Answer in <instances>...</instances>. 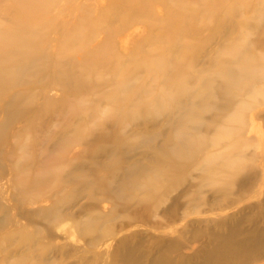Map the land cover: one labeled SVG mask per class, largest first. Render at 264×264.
<instances>
[{
	"label": "rangeland",
	"instance_id": "rangeland-1",
	"mask_svg": "<svg viewBox=\"0 0 264 264\" xmlns=\"http://www.w3.org/2000/svg\"><path fill=\"white\" fill-rule=\"evenodd\" d=\"M114 1L0 0V59L24 38L40 69L32 81H41L20 117L0 119V264H264V104L254 126L248 112L238 127L230 116L248 96L216 97L203 127L188 125L181 138L176 129L194 117L168 106L152 118V96L128 94L166 89L134 67L163 49L179 73L194 64L193 75L218 71L214 62L235 46L264 54V0H185L193 18L184 56L167 35L166 0ZM125 80V95L107 99ZM135 111L136 121L125 116ZM223 116L219 146L199 151L205 136L218 139ZM151 177L161 184L149 198Z\"/></svg>",
	"mask_w": 264,
	"mask_h": 264
},
{
	"label": "bare ground",
	"instance_id": "bare-ground-1",
	"mask_svg": "<svg viewBox=\"0 0 264 264\" xmlns=\"http://www.w3.org/2000/svg\"><path fill=\"white\" fill-rule=\"evenodd\" d=\"M140 1L141 2L139 8L143 7V5L145 4H149L150 1L154 2L155 0H140ZM203 1L204 0H199V2H203ZM21 2H23V0H21ZM113 3H115L114 0ZM166 3H167L166 10L169 18L168 21L165 20L166 22L164 21V23L166 25V29L168 30L167 35L169 36L171 35L174 38V43L176 44V46L182 45L180 43L183 42L185 35L191 29L190 22L192 21L193 18V13H192L193 9H191L189 4H187L185 0L182 1L166 0ZM185 9L186 10L191 9L190 10L191 15L181 13L180 10L184 11ZM136 10L137 9H135V11ZM113 11L114 10L112 9L111 12L107 13L106 18L110 19L112 17L111 14L113 15L115 14V12ZM138 11L141 12L142 10H137V12ZM128 15L126 18H124L125 21L127 22L131 21L130 20L131 18ZM175 22L182 24V27H180L179 29H173L171 26L174 25L173 23ZM34 30L35 29H32V27H30V29L28 30H25L27 32V36L29 33H31V35L32 34L35 35ZM37 34H39V32H37ZM164 35H162L160 39L165 38ZM23 39L22 40L20 39V41L16 40L13 42V45L11 44L9 46H6L7 55L4 58L2 57L0 59V119L1 118L17 119L18 117H20L26 105L35 103L34 102L35 99L33 98L32 91H30V89L34 86L38 87L39 84H41V81L36 80L35 83L34 81H32V78L37 74H39L40 69L38 68L37 71L34 72L33 67H35V65H37L38 62L37 60L33 59L32 56H29V52L33 47L30 46V44H28L27 41H23ZM20 44L22 46H20ZM254 44L255 43H253V45ZM14 46H16V48ZM185 47L186 46L183 43L182 51L184 50ZM249 47L250 46H238V47L235 46L236 51L233 52L232 50L231 54H229L231 58L227 59V61L223 60V58L228 56L227 54L228 52L227 53L222 52L221 55L219 56L221 57V59L214 62L216 66L215 67L213 66L214 68L218 69V71L214 70L212 73L208 72L209 74L204 71L201 73L196 72L197 73L196 75L191 74L195 70L194 64L192 63L185 64V66H183L185 67L184 70L181 69L182 72L179 70L181 72L179 73L177 71L179 60H177L176 58L172 60L171 57L173 56L171 50L163 49L161 55L159 56L160 58L158 57L159 59H151L150 61L142 62L141 64L136 62L134 64L135 65L134 67L137 71L140 70L141 68H149L148 73L150 74V76L153 74L157 79L159 80L163 79V81L166 83L167 86L166 89L164 91H161L160 92L161 94L154 97L152 90H148L145 86H142L140 87L141 91L138 90V93L137 90L136 92L132 91L131 93H128L129 97L134 99L136 97H143L144 100H146L148 97L152 96L151 97L152 107L149 108L151 110L150 117L152 118L158 116L159 114H163V113L168 114L170 108H172L173 106H176L178 110L183 109L186 112L183 120L188 121L185 118L187 115L192 118L194 117V119L188 121V123L183 122V124H181L180 127L176 129V133L181 138L187 136L185 133L187 131L188 125L189 126L191 125L190 127L193 126L194 129L203 127L199 123L202 113L208 112L212 109V105L210 103H212V101L216 97H220V96L224 97L225 95L230 96L232 100H239V101H242L245 97L248 96L249 101L243 102L241 106L237 107L236 108L237 111L233 113V116L230 117L232 121L235 119V124H238V127H244L246 122L245 115L246 113L250 112L249 115L250 122L251 125L254 126L257 120L256 119L257 108L260 104L262 103L264 104V90L259 89L261 85H264V64L259 63V58L263 60L264 54H262L261 52L263 51H261L259 53L260 55L259 54L257 55L255 52H251L252 51L251 48L249 49V51L246 50ZM245 51H248L245 55L246 58H244L243 60L238 59L239 54L244 53ZM25 52L28 53L27 56L25 55ZM183 53L184 51L182 52V55L184 56ZM227 62L231 63L232 66L230 65V68L226 66ZM103 69H108V68L103 67ZM121 70H122L121 66L118 65V68H116L114 73L117 72V74H119ZM166 74L167 76H165ZM135 81L139 83V78L138 80ZM131 82L132 81L130 80H125L121 82L122 85H120V87L123 89L122 90L120 89L121 91H116L117 94H112L111 96H107V99L109 98L112 100H114V98L117 99L118 96H120L125 91L124 86L126 88L129 87ZM219 86H221V89L219 88L220 90L218 89ZM5 99L7 100V102H4ZM184 101L191 104L195 102L196 106L191 107L190 109L188 107L186 108V106H184L183 104ZM199 104H201L202 107L199 108L196 113L195 111L198 108L197 105ZM168 106H170L169 109ZM97 111L99 112V110ZM189 111L190 113H188ZM87 113H89V111H86L84 115ZM103 114H105V112L100 113L99 115L102 116ZM125 116L127 118H130L132 121H136L139 117L136 111L127 114L125 113ZM227 116L226 118H224V116L222 117L223 121L218 126L219 129L216 134L218 139L215 137V135L212 138L209 136L208 137L205 136L204 141L200 142V145L202 147L199 148V151L203 148H216L219 146L220 138L223 136V134L224 136L226 135V129L228 126L226 125V123L229 121L228 120L229 117L227 118ZM179 141L180 142L178 144H182V145L189 143V139L187 138L181 139ZM165 150L167 151H163V153L165 154L167 153V155H169V152H171V150H168V148ZM165 160L162 159V161ZM206 161H208L209 164L214 163L213 161H211V158L209 159L207 158ZM180 167H177L176 165V167H174L173 170H170V172L165 174L170 178L173 175L177 174ZM43 175L45 174L43 173L42 176ZM148 180H149V184L151 185L150 188H148L147 186V188L150 190V194H149V198H150L152 195L158 192L159 190L158 185L161 184V182L160 179L156 181L152 177L149 178ZM256 262H260V258L255 259L248 264H254Z\"/></svg>",
	"mask_w": 264,
	"mask_h": 264
}]
</instances>
